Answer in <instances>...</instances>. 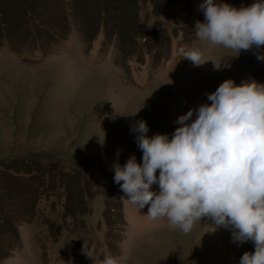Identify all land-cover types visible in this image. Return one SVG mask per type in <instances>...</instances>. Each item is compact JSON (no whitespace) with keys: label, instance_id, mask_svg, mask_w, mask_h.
<instances>
[{"label":"rangeland","instance_id":"374dc122","mask_svg":"<svg viewBox=\"0 0 264 264\" xmlns=\"http://www.w3.org/2000/svg\"><path fill=\"white\" fill-rule=\"evenodd\" d=\"M204 2L0 0V264H239L255 251L207 218L188 234L152 220L114 182L116 163L142 164L138 121L171 138L226 80L264 84V46L200 44Z\"/></svg>","mask_w":264,"mask_h":264},{"label":"clouds","instance_id":"9594fccd","mask_svg":"<svg viewBox=\"0 0 264 264\" xmlns=\"http://www.w3.org/2000/svg\"><path fill=\"white\" fill-rule=\"evenodd\" d=\"M200 10L204 21L196 22L195 34L201 45L238 53L264 46V0L241 8L205 0ZM180 52L196 66L208 62L202 48ZM206 95L211 103L180 116L171 138L149 137L146 121L133 125L142 164L134 155L123 167L116 163L114 182L139 210L150 205L148 218H166L184 234L207 218L209 231L230 229L233 242L254 243L239 264H264V84L226 80ZM83 252L89 256L85 244ZM103 264L115 262L106 257Z\"/></svg>","mask_w":264,"mask_h":264}]
</instances>
